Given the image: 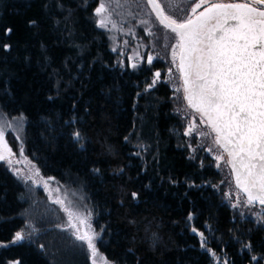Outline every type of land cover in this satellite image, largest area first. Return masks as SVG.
<instances>
[{
	"label": "trees",
	"instance_id": "trees-1",
	"mask_svg": "<svg viewBox=\"0 0 264 264\" xmlns=\"http://www.w3.org/2000/svg\"><path fill=\"white\" fill-rule=\"evenodd\" d=\"M98 3L0 0V108L26 119L27 157L83 189L115 264H262L264 228L236 219L215 169L188 157L170 88L148 90L150 68L120 65ZM27 207L0 163V264H58L48 228L13 243Z\"/></svg>",
	"mask_w": 264,
	"mask_h": 264
},
{
	"label": "snow or ice",
	"instance_id": "snow-or-ice-1",
	"mask_svg": "<svg viewBox=\"0 0 264 264\" xmlns=\"http://www.w3.org/2000/svg\"><path fill=\"white\" fill-rule=\"evenodd\" d=\"M206 2L199 0L191 7L192 15L178 20L165 13L159 0H147L159 24L174 34L172 60L174 64L179 61L176 67L183 98L187 107L199 115L200 123L209 129L200 134H214L213 145L222 150L216 160L222 161L227 155L235 186L247 196V203L264 206V7H257L264 6V0L211 4L197 14ZM104 11L105 5L101 4L96 14L100 16ZM100 24L104 26L103 18ZM152 59L149 56L147 62L151 64ZM155 78L153 85L160 78L159 72ZM195 128L193 120L187 134ZM75 137L79 139L80 133L76 132ZM0 144V161L11 164L12 152L4 141L3 130ZM53 203L60 204L67 213L68 227L75 239L87 245L92 264H97V234L91 224L64 207L63 200ZM74 218L85 226L83 230ZM23 239L17 233L13 243ZM104 264L109 262L104 259Z\"/></svg>",
	"mask_w": 264,
	"mask_h": 264
},
{
	"label": "rangeland",
	"instance_id": "rangeland-1",
	"mask_svg": "<svg viewBox=\"0 0 264 264\" xmlns=\"http://www.w3.org/2000/svg\"><path fill=\"white\" fill-rule=\"evenodd\" d=\"M159 2L167 15L181 20L192 15L191 7L199 0H159ZM224 2L226 1L207 0L197 13L213 3ZM101 4L105 5V11L100 16L96 14V10L94 11L95 22L97 27L107 34L110 49L118 55L120 65H127L131 70L144 66L150 68L152 77L147 86L148 90L159 84H165L170 88L173 113L179 119L188 157L200 166L210 164L215 169L219 180L214 188L236 219L250 220L256 226L264 228V206L259 203L251 205L247 203V198L233 182L231 168L226 163V154L222 161L216 160V156L220 155L222 150L213 145L214 135L200 134L208 133L209 129L205 124L200 123L199 115L187 107L183 98L180 74L176 67L177 62L174 64L172 60V46L176 42L174 34L159 24L147 0H99L97 8ZM102 18L105 21L104 26L100 24ZM142 21L148 23L144 24ZM149 56L153 58L151 64L147 62ZM133 64L136 65L135 68ZM156 72L160 73V78L153 85ZM177 88L181 90L178 92ZM193 120L196 128L189 135L188 127ZM25 128L26 119L23 116L9 117L0 108V130H3L4 141L12 152L11 164L6 160L0 163L23 187L28 202V207L23 214L26 226L19 232L24 237L22 241L33 242L35 235L40 234L41 228H48L52 234L47 243L56 263L83 264L82 256L85 255L92 263V255L87 245L77 241L73 230L68 227L67 213L60 204L53 203V200L60 199L63 200L64 207L86 218L87 223H90L95 230L97 264H104V259L109 264H115L99 249L98 243L102 231L95 226L96 215L87 195L81 188L71 187L41 173L36 164L26 155ZM0 151H3L2 144H0ZM218 163L219 166H217ZM45 184L48 185L47 188ZM74 222L82 230L84 229L85 226L80 225L79 220L74 218ZM261 259H253V264H259Z\"/></svg>",
	"mask_w": 264,
	"mask_h": 264
},
{
	"label": "built area",
	"instance_id": "built-area-1",
	"mask_svg": "<svg viewBox=\"0 0 264 264\" xmlns=\"http://www.w3.org/2000/svg\"><path fill=\"white\" fill-rule=\"evenodd\" d=\"M226 1L224 3H250L251 0H223ZM257 7H264V6H257Z\"/></svg>",
	"mask_w": 264,
	"mask_h": 264
},
{
	"label": "water",
	"instance_id": "water-1",
	"mask_svg": "<svg viewBox=\"0 0 264 264\" xmlns=\"http://www.w3.org/2000/svg\"><path fill=\"white\" fill-rule=\"evenodd\" d=\"M213 4H216V3H213ZM210 6V5H209ZM208 7V6H207ZM207 7H205V8H207ZM204 8V9H205ZM204 9H202L201 11H204ZM200 11V12H201ZM197 14H199V13H197ZM179 63V61H177V64ZM181 84H182V80H181ZM186 101V100H185ZM186 103H187V101H186ZM214 135V134H213ZM227 156V155H226ZM227 160H228V157H227ZM232 177H233V182H234V184H235V180H234V176H233V174H232ZM239 190V189H238ZM240 191V190H239ZM243 194V193H242ZM246 198H247V196L245 195V194H243ZM256 203H258V202H255L254 204H256Z\"/></svg>",
	"mask_w": 264,
	"mask_h": 264
}]
</instances>
